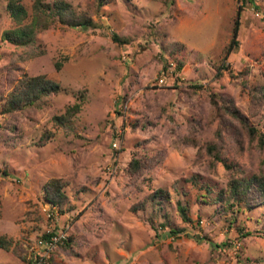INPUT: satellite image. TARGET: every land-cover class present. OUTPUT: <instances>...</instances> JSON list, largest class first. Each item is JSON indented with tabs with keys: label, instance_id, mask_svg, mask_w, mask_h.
I'll return each mask as SVG.
<instances>
[{
	"label": "rangeland",
	"instance_id": "1",
	"mask_svg": "<svg viewBox=\"0 0 264 264\" xmlns=\"http://www.w3.org/2000/svg\"><path fill=\"white\" fill-rule=\"evenodd\" d=\"M64 1L94 25H53L20 48L2 41L14 24L0 0V110L25 73L64 88L0 113V236L13 240L0 264H24L54 228L69 241L47 264H264V206L217 202L233 177L264 178V146L225 109L232 103L264 134V0ZM240 6L239 47L228 55ZM75 104L72 129L58 128L54 116ZM54 178L69 183L62 209L44 200ZM158 189L169 193L163 207L134 210Z\"/></svg>",
	"mask_w": 264,
	"mask_h": 264
},
{
	"label": "trees",
	"instance_id": "2",
	"mask_svg": "<svg viewBox=\"0 0 264 264\" xmlns=\"http://www.w3.org/2000/svg\"><path fill=\"white\" fill-rule=\"evenodd\" d=\"M26 1L27 0H8L6 6V11L14 25L3 33L2 41L10 43L15 47L27 48L36 46L39 33L50 29L53 25L60 24L75 29H86L94 25L89 15L76 13L73 7L64 0H31L32 4L30 7L27 6ZM107 3V0H98V7L101 8ZM242 11L243 8L240 6L234 23L232 40L227 51L228 55L236 52L239 47L238 35ZM112 39L120 45L129 44V40L120 37L118 34H113ZM182 66L183 64L180 63L178 65L179 69H181ZM60 68L61 65L57 64L58 71ZM223 69H225L224 66L219 68L218 72L220 75ZM62 91H64V88L61 83L51 79L48 75L30 76L25 73L13 90L3 99L4 103L0 113L2 115H7L37 107L46 98L59 95ZM225 109L242 124L253 140L258 139L259 143L264 146V134L261 135L258 128L252 125L239 110L234 108L232 103H225ZM80 111L81 104H75L72 107H68L63 114L54 116L53 122L58 128L69 131L72 129L73 123ZM53 135V133H46L40 140V144L46 145L47 142L53 138ZM217 148V144L215 143L207 145L208 153L216 161L222 162L227 169L232 170L233 165L229 164L226 159L220 156ZM131 166L134 170L140 169V161L134 160ZM68 185L69 183L63 179L54 178L49 180L44 185V200L46 203L53 209H62L67 205L69 203V197L66 193V187ZM169 199V193L166 190L158 189L142 202L141 205L135 207L134 210L145 211L150 207L156 211V207H163L165 202ZM217 202H226L230 208H228L229 210L237 207L239 211L245 209L251 210L264 206V178L256 176L251 178L233 177L229 181L226 191L222 192L217 198ZM178 208L183 220L188 223L191 222L188 215L189 207L179 203ZM153 226H155L154 223ZM56 232L57 228H54L50 233L43 235L42 238L47 239ZM180 232H183V230H174L173 228L170 230L172 234H178ZM12 247V239L0 236V249L11 251ZM216 247L218 248L220 246L216 245ZM28 252L23 258L24 264H32L33 262L30 258L31 252ZM49 264H51V262Z\"/></svg>",
	"mask_w": 264,
	"mask_h": 264
},
{
	"label": "built area",
	"instance_id": "3",
	"mask_svg": "<svg viewBox=\"0 0 264 264\" xmlns=\"http://www.w3.org/2000/svg\"><path fill=\"white\" fill-rule=\"evenodd\" d=\"M68 241L67 236L63 232L58 233V231L47 239H39L31 250L32 264H47L58 248Z\"/></svg>",
	"mask_w": 264,
	"mask_h": 264
}]
</instances>
